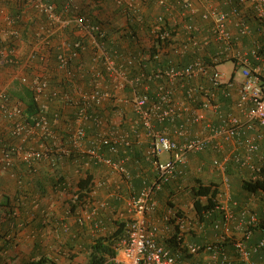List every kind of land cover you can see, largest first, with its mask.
Wrapping results in <instances>:
<instances>
[{"label":"built area","instance_id":"built-area-1","mask_svg":"<svg viewBox=\"0 0 264 264\" xmlns=\"http://www.w3.org/2000/svg\"><path fill=\"white\" fill-rule=\"evenodd\" d=\"M31 1L39 12L48 16L51 24L64 27L69 23L55 12L53 5L46 4L44 0ZM136 1L130 0L129 4L135 9L136 21L147 23L155 50L152 56L155 64L147 69L149 56L141 52L128 57L126 65H116L107 58V69L116 88L123 86V80L132 87L133 96L126 102L135 112V120L129 130L121 133L113 131V128L109 133L100 132L92 140L91 147L83 150L84 124L91 119L88 113L90 102L102 105L115 98L111 91L97 85L91 92L79 94L83 105L78 112L76 128L71 131L69 145L58 148V153L62 155H70L74 150L86 153L87 165L103 164L129 179L128 157L114 160L102 152L103 148L112 146L110 151H116V146L132 148L144 139L149 143L146 155L155 167L157 177L128 198L124 213L129 216L125 232L116 242L117 254L104 264H192L184 259L183 254L195 255L201 251L210 255L203 264H231V257L222 247L223 243L230 241L240 260L255 264L251 260L253 255L264 250V238L251 242L253 228L258 225L259 218L248 204L237 213L238 202L231 201L230 177L226 174V167L232 161L241 169L248 168L253 179L262 177L261 166L254 164V155L264 147V29L261 27H264V0H201L204 4L202 10L198 7L200 0ZM117 2L121 3V0ZM138 3L154 5L159 11L147 18L138 10ZM197 16L203 24L196 22ZM5 22L10 27L16 23L9 14ZM255 23L259 24L257 28H254ZM10 34L17 32H3L5 38ZM247 39L254 40L250 47L246 46ZM9 53L12 52L0 48V64L7 61ZM167 53L182 59V64L178 65L171 57L165 58ZM68 61L64 44V50L59 54V68L69 71ZM228 61H233L235 67L241 70V82L228 78L218 68L219 64ZM125 66L140 69L129 77ZM45 79L39 74L20 76L22 83L31 86L41 107L38 116L31 122L23 117L24 104L21 101H12L5 91L0 92V114L11 122L12 135L22 139L34 134H39L41 138H54V130L46 115L48 104L44 98L48 83ZM177 92L183 95L186 102L178 101ZM223 99L232 102V110L221 109ZM208 111L215 113L217 122L206 120L204 112ZM94 121L101 128L109 127L101 116ZM167 124L174 127L175 137L167 130ZM196 125L200 128L195 131ZM249 132H254V135L248 136ZM227 143L234 144V152L224 160L215 158L213 161V167L224 175L219 189L220 205L215 209L222 212V218L212 223L213 230L218 232L216 243L203 246L189 241L188 235L204 224L197 221L194 227L187 214L181 215L175 208L168 207L162 222L165 232L170 235L164 239L176 241L177 249L174 251L159 239L161 225L150 219L158 208L156 195L167 184L181 177L191 154L207 150L223 152ZM51 152V147L43 151L25 149L22 145L8 150L0 141V167L7 170L19 156L38 160ZM164 154L169 155L167 160L161 159ZM91 194H95V188ZM108 207L107 202L87 203L79 213L78 222L84 225L86 220L99 216L101 210ZM211 214L206 213L207 216ZM101 224L99 221L98 225Z\"/></svg>","mask_w":264,"mask_h":264},{"label":"crops","instance_id":"crops-1","mask_svg":"<svg viewBox=\"0 0 264 264\" xmlns=\"http://www.w3.org/2000/svg\"><path fill=\"white\" fill-rule=\"evenodd\" d=\"M82 1L83 0L79 2L82 3ZM203 5V2L200 0V3H198V7L200 10L203 9ZM103 7H105V5H103ZM29 8L33 9L30 5ZM223 8H225V6H223ZM23 9V14H25L24 19L26 21H33L36 19V17H39L38 15H40V12L37 14V12H35V9V13L31 9L28 10L27 5L24 6ZM142 9L147 18L153 17L159 11L156 6L146 3L142 5ZM9 13L10 9L7 5V0H2L0 4L1 40H5L3 32L9 28V26L5 22V17ZM110 15L111 12H108L107 15H103V17L108 19ZM195 20L200 25L203 24L199 16H197ZM123 22H125L124 19H122L121 23ZM258 26L259 24H254V28H257ZM261 27L264 29L263 26ZM56 29L59 30V27ZM263 29L260 32H262ZM140 32L143 38L144 48H136L137 53H154L155 50L154 48H152L153 44L149 35V30H147V28H142ZM60 40L62 44H65V42L67 41V37L65 35L61 36ZM253 41L254 40L252 39H247L245 41L246 46L250 47ZM41 43L42 39L39 37L38 42L33 47V49H37L39 45H41ZM26 50L27 49L23 45L22 47L17 49L16 55L20 56L28 53V50ZM164 57H171L177 62L178 65L182 64V59L178 58L173 53L164 54ZM226 63L227 62L219 64L218 68L221 71L225 72L228 78L231 77L234 81L241 82L243 79L241 70L240 73H238L237 70L239 68H236L235 64L233 70H231L230 73L226 69H221L222 66H226ZM153 65L154 63L147 61V69H151ZM125 67L126 69H128L127 66ZM25 68L26 65H21L16 73H10L9 76L11 78L7 79L8 76L6 75V73L8 71H4V64H0V92H7V89L13 85L14 81L18 80L17 77L19 78L20 76L27 75L24 71ZM128 74L130 77L129 69ZM122 82L123 86L116 88L117 92H121L118 100L123 105L130 108L129 106H127L128 103L126 102V100L133 96V90L126 81L123 80ZM77 88L76 93L79 90V88ZM126 88H128L127 90L130 89V91H126V93H123V90H125ZM151 88L154 89L155 85L152 84ZM109 91H111L112 93L114 92L112 90ZM79 94L80 93L78 92V95ZM114 95L116 96V94ZM176 96L178 101L186 102L185 98L180 92H177ZM12 101H17V99H13ZM107 101L102 104V107L104 104H106ZM222 102L223 103L221 105V109H223L224 111H230L233 109L231 101L224 100ZM204 115H206V120L217 122V116L213 111L204 112ZM122 117L123 110L114 112L110 117V122L113 126L107 127L104 130L105 132L103 131V133H109L112 128L113 131H116L118 133L124 131L121 126ZM132 121L133 119H131L130 117L127 122L129 126ZM55 124L60 131H58V133H55L54 138H51L55 139V142L53 144L42 139L39 134H34L27 139L15 138L13 143L15 144V147L18 145H22L25 149L33 150L45 151L47 147H51L52 152L50 154L48 153L44 158L38 160L28 159L25 156H19L18 159H15L13 168L9 170H0V264H25L30 260L38 259L43 256L53 258L60 264H65L68 260H70L68 259V256L71 253L69 249L72 246L73 238L78 239V241L80 242L83 241L86 244L95 238L106 235V233L113 234L115 232L113 220H124L129 217L124 214L126 212V202L128 198L132 195V193L140 191L143 186L150 184L157 177L156 169L147 157H145V159L143 157V159L141 160L137 158L133 159L131 157V160L130 158L127 160L126 166L130 172L129 179L103 164L92 163L90 165H87V157L85 158V156L87 155H84L83 153L82 154L84 155V158H82L80 163L78 160H76V162H72L68 161L67 159H61L69 156L58 153V148L61 145H69L72 128L71 126L69 127L68 124L63 123L61 120L55 121ZM166 126L168 127L167 130L169 131V133L174 136V127L170 124H167ZM11 127V122L0 114V137H2V139L6 140L11 136ZM159 127L162 128L163 125H159ZM199 128L200 125H196L194 130L196 131ZM253 135L254 132L248 133V136ZM94 138L95 136L93 138L89 137L85 139L83 143V150L89 149L91 147V142ZM135 146L137 148H140V150L145 151V154H147L149 143L146 139H144L141 144ZM234 147L235 146L233 143H227L223 152L215 153L211 150H207L191 154L189 156L186 167L183 169V173L187 171V173H185L186 176L189 173L198 174V176L195 174L194 176L201 177L206 183H210V181H217L220 183V176L222 173H216L218 170L214 169L213 161L215 158H220L223 160L226 159L231 153L234 152ZM53 151L58 153L59 157L61 158L58 157V159L55 155H53ZM208 152L210 153L208 154ZM107 155L109 154L107 153ZM263 155L264 147L254 155L255 165H259L258 159L261 160ZM168 158V154H164L161 157L162 160H167ZM143 163L151 166V169L154 172V175L152 177L144 178V171H142ZM229 164H232V161L228 162V165ZM205 167L207 170H205L204 173L202 172L201 174H199L195 172H201ZM233 167H235V169H233V173L229 177L232 178L234 182H241L243 179L248 178L247 173H251L248 168L241 169L236 165H233ZM86 170H92L95 176V194H91L86 204L92 201L94 202V204L107 202L109 206L108 208L101 210V213L99 215V218L101 220L100 222H102L101 225H98L99 221H94L93 224L86 223L85 225H79L77 223V217L79 216L82 208L80 207L78 210L73 212L71 207V201L74 197L73 190H78V187H76L77 181L79 180V178L84 177ZM205 173H212L215 175H211L209 176L210 178H208V175H206ZM186 176H181L178 180L172 182L171 190H174L175 197H177V194H179V197H185L187 195L191 197V187L193 183L188 193L183 194V192H185V190H188V188H185L183 192L181 191L184 185L190 184V182H188L189 180L186 179ZM136 181L141 183L138 188H136L135 185ZM121 187H123L125 190L122 191L123 189L121 190ZM220 187L221 186H219V188ZM233 189L234 188L232 186L231 193H234L233 195L238 199V203H240L241 206L243 204L242 202H244V200L246 201V198L250 197V199H252L251 197H256L246 191H242L241 194L237 195ZM171 190L168 189V187H164L157 193L156 199L158 202V208L157 211L150 216L151 222L161 225V233L159 235V239H161V241H163L164 243H166V239H164V237H166V235L169 236L170 234L165 232L163 228V213L169 207H165L163 205V202L165 200L166 204L168 203L167 197H170ZM176 191H178V193ZM201 199L205 200V197H202ZM236 211L237 213H239L240 209L238 210V208H236ZM215 212H218L217 220H220L222 218V212L220 213L219 210ZM78 232H80L81 235H79V237L77 238ZM217 233L218 232L213 230L212 225L198 226L195 229L194 233L188 235V240L193 243L202 244L203 246L207 244H214L216 243ZM263 236L264 233L262 231H259V233L254 235L253 240L256 241L258 240V238ZM222 247L231 257V264H237V262L242 261L237 257L236 248L232 241L223 243ZM186 253L187 252L183 254L184 259L190 261L192 264H203L210 256L208 252L204 251H201L199 254L195 255ZM80 255L85 256L84 253L77 251L75 260H79ZM257 256V260L252 261L255 264H264V251L260 254H257Z\"/></svg>","mask_w":264,"mask_h":264},{"label":"trees","instance_id":"trees-1","mask_svg":"<svg viewBox=\"0 0 264 264\" xmlns=\"http://www.w3.org/2000/svg\"><path fill=\"white\" fill-rule=\"evenodd\" d=\"M81 1V0H79ZM78 0H44L46 4L53 5L55 12L69 23L61 27L60 25H53L48 19L45 13H41L33 21H26L24 19L23 7L29 5L33 8L34 12L39 11L34 7L31 0H7V5L10 9L9 16L16 21L13 27L7 30H16L17 34L7 35L5 40L0 39V48L4 47L9 53L7 61L4 64V71H8L6 75L7 79H10V73H16L21 65H26L25 73L28 77H33L37 74L43 76L47 80L48 86L45 91L44 100L48 104L47 117L50 125L54 130V133H58L55 121H62L68 126H71V131L76 128L77 116L80 107L83 105L80 99L79 93L91 92L97 85H100L106 89L114 91V99H110L103 105H97L95 102H90L91 106L88 109V113L91 114L88 121L85 122V138L94 137L100 132H103L106 128H101L95 123L94 118L98 116L103 117L107 121L109 127L113 126L110 122V117L114 112L123 110L122 117V129L129 130L130 126L127 123L128 119L135 120L136 114L128 104L130 108L119 102V96L121 92H117L116 83L114 82L109 70L107 69V58L114 61L116 65L127 64V58L133 54H136V48H144L143 38L141 36L142 28H147V23L140 24L135 19V9L130 6V0H121L118 3L117 0H83L80 3ZM90 1V2H89ZM144 1V0H143ZM136 2H139L136 1ZM105 5V7H103ZM141 13H143L142 5L144 3H138ZM109 10V11H108ZM32 12V13H33ZM34 12V13H35ZM108 12H111L110 17L104 18ZM122 19L125 22H122ZM59 27V30L56 28ZM79 32V33H78ZM40 34V36H39ZM66 36L65 50L67 57L69 58L68 65L69 71H64L59 68V54L64 50V44L61 42V36ZM42 39L41 45L37 49L33 47L37 44L38 38ZM24 47L28 50V53L17 56L16 51L20 47ZM102 49V51H101ZM26 50V51H27ZM151 50V49H150ZM152 51V50H151ZM144 55L149 56L150 61L155 64L153 60V52ZM167 60H164L166 62ZM130 77L139 71V67L128 66ZM35 72V73H34ZM30 74V75H28ZM14 81L13 85L7 89L8 97L13 100L21 101L24 104L23 117L29 122L33 118L37 117L41 111L40 104L35 100L34 91L31 86L21 82L20 77ZM79 88L76 93V88ZM154 87V86H153ZM152 87V88H153ZM77 88V89H78ZM123 90L126 93L127 90ZM125 106V107H124ZM16 137L11 136L4 140L0 137V141L3 146L9 150L14 148V140ZM42 139L53 144L55 139L44 138ZM85 141V140H84ZM110 147L103 148L102 152L114 160L122 159L121 157L128 159L131 157L137 159H145V151L140 150L136 146L132 148H124L122 146H116V151H110ZM115 147V148H116ZM210 152H208L209 154ZM87 155L86 153H83ZM81 152L74 150L69 156L65 158L59 157L58 153L53 151V155L57 158L67 159L68 161L81 162L84 158ZM144 154V155H143ZM88 157L85 156V158ZM58 158V159H59ZM18 159V157H16ZM259 166H261V179H253L251 173H247L248 178L241 181V187L244 191L253 194L258 199L264 202V155L261 160L258 159ZM235 164H229L226 167V174L231 175L233 173V167ZM13 168L11 166L9 169ZM146 169V170H145ZM1 170V167H0ZM142 171L145 177H152L154 172L151 166L143 163ZM95 176L92 170H86L84 177L79 178L76 187L78 190H73V200L71 201V207L73 212L82 208L88 198L91 196V192L95 186ZM136 188L141 183L136 181ZM171 190L172 183L165 186ZM123 189V190H122ZM219 182L210 181L206 183L201 177H195L193 185L191 187V197L193 200V208L196 212L199 222L204 225L211 226L212 223L217 220L218 212H215L217 206L220 205L221 198L219 196ZM121 190L125 189L121 187ZM170 197H167L169 207L175 208L179 214L184 213L179 209L175 203L174 190H171ZM205 197V200L201 198ZM207 212H212L211 215H206ZM221 213V212H220ZM260 225L256 229L264 230V214H261ZM94 221H101L99 216L86 220V223L93 224ZM77 223L78 217H77ZM127 219H114L113 225L115 232L113 234L106 233V235L100 236L91 240L88 243L80 242L78 239L73 238L72 246L70 247V254L68 259L75 260L77 251L82 252L86 256V261L78 264H104L110 257H114L117 254L116 242L125 232V226ZM117 228V229H116ZM194 233V232H192ZM80 232H78L79 237ZM231 244V243H230ZM82 245V247H81ZM166 245L172 248L174 251L177 249V243L174 239L166 240ZM187 254V253H186ZM257 254L253 255L251 260H257ZM25 264H60L53 258L40 257L33 259ZM237 264H246L244 261L237 262Z\"/></svg>","mask_w":264,"mask_h":264},{"label":"rangeland","instance_id":"rangeland-1","mask_svg":"<svg viewBox=\"0 0 264 264\" xmlns=\"http://www.w3.org/2000/svg\"><path fill=\"white\" fill-rule=\"evenodd\" d=\"M233 67H234V62L233 61H229V62H227L226 63V66L225 67H221V69H223V70H228V72L230 73L231 72V70H233ZM237 72L238 73H240V69H238L237 70ZM214 169H216V168H214ZM205 170H207L206 169V167L205 168H203V171H201V172H198V171H195V172H197V173H199V174H201L202 172L204 173V171ZM218 172H220V171H217L216 173H218ZM185 173H187V171L185 172ZM185 173H183L181 176L183 177V176H186L185 175ZM194 174L195 173H189L187 176H186V179H188L189 181L188 182H190V184L189 185H184L183 186V188L181 189V191L183 192V190L185 189V188H188V190H185V192H183V194L184 193H188V191L190 190V187H191V185H192V183H193V181H194ZM206 175H208V178H210L209 176H213V175H215V174H208V173H205ZM221 174V173H220ZM195 175H197L198 176V174H195ZM224 175L223 174H221V176H220V183H219V186H221L222 185V177H223ZM228 176H230L229 174H228ZM217 179V178H216ZM219 179V178H218ZM230 185H231V187L233 186V190L235 191V193L238 195V194H241L242 193V191H244L243 189H242V187H241V182L240 181H238V182H234L233 180H232V178H230ZM177 193H178V191H176ZM182 194V193H181ZM182 194V195H183ZM234 194V193H233ZM232 194V202H238V199L237 198H235V196ZM177 197H175V198H177V201H175V203L177 204V206L179 207V209L184 213V214H187L188 215V217L190 218V220L193 222V226L195 227V222H197V221H199L198 219H197V216H196V213H195V210H194V208H193V201H192V199H191V197H189L188 195L187 196H185V197H179V194H177L176 195ZM174 198V199H175ZM252 199H250V197H248V198H246V201L244 200V202H242L243 204L242 205H246V204H251V205H249V207L251 208V209H253V211L254 212H256L257 214H258V216H260L261 217V214H264V202L262 201V200H260V199H258L257 197H251ZM250 201V202H249ZM90 203H92V204H94V202L92 201V202H90ZM163 205L166 207H168V205L166 204V201L164 200V202H163ZM229 205H230V207L232 206V204L231 203H229ZM238 206H240V203H238ZM192 236V235H191ZM84 261H86V256H83V255H80V257H79V260H68L65 264H78L77 262H84Z\"/></svg>","mask_w":264,"mask_h":264},{"label":"clouds","instance_id":"clouds-1","mask_svg":"<svg viewBox=\"0 0 264 264\" xmlns=\"http://www.w3.org/2000/svg\"><path fill=\"white\" fill-rule=\"evenodd\" d=\"M244 205H240V206H238L237 208H238V210L241 208V207H243ZM252 211H253V209H251ZM254 212V211H253ZM254 213H256V212H254ZM257 214V213H256ZM257 216H258V214H257ZM258 218H259V223H258V225L257 226H255L253 229H254V235L255 234H257V233H259V231H262L263 233H264V230H262V229H256L259 225H260V221H261V219H260V216H258ZM254 235H253V237H254ZM261 238H264V236L263 237H260V238H258V240L259 239H261ZM258 240H256V241H254L253 240V238H252V243H255V242H257ZM264 250H262V251H260V253H262ZM259 253V254H260Z\"/></svg>","mask_w":264,"mask_h":264}]
</instances>
